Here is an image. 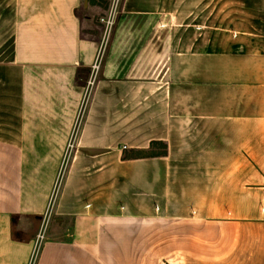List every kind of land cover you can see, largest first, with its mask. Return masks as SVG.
I'll return each mask as SVG.
<instances>
[{"label":"crops","instance_id":"obj_1","mask_svg":"<svg viewBox=\"0 0 264 264\" xmlns=\"http://www.w3.org/2000/svg\"><path fill=\"white\" fill-rule=\"evenodd\" d=\"M113 2L0 0V264H264V0Z\"/></svg>","mask_w":264,"mask_h":264},{"label":"rangeland","instance_id":"obj_2","mask_svg":"<svg viewBox=\"0 0 264 264\" xmlns=\"http://www.w3.org/2000/svg\"><path fill=\"white\" fill-rule=\"evenodd\" d=\"M79 13H80L81 17L83 18V20H85V23H84L85 28L83 30V34L85 36L96 37L98 32H102L103 25L101 24V21L98 18V16L95 19L92 18V15L88 11L84 10V7L82 10H80ZM103 29L105 31V37L107 38L108 37V35H107L108 31H107L106 26ZM47 231H48V228L46 230V233H47Z\"/></svg>","mask_w":264,"mask_h":264},{"label":"built area","instance_id":"obj_3","mask_svg":"<svg viewBox=\"0 0 264 264\" xmlns=\"http://www.w3.org/2000/svg\"><path fill=\"white\" fill-rule=\"evenodd\" d=\"M119 3H120V0H114V2H113V10H112L111 15L107 19L103 20V23L105 24V26L107 28V31H108V33H107L108 36L111 33L112 28L114 26L115 11H116L117 6H118ZM124 149H127V148H124Z\"/></svg>","mask_w":264,"mask_h":264},{"label":"trees","instance_id":"obj_4","mask_svg":"<svg viewBox=\"0 0 264 264\" xmlns=\"http://www.w3.org/2000/svg\"><path fill=\"white\" fill-rule=\"evenodd\" d=\"M156 146H158L157 144H153V148H156ZM164 147V151L161 153V154H166L167 153V147L165 145H163ZM143 157H152V156H156L158 155L157 153L155 152H150V153H147V154H142Z\"/></svg>","mask_w":264,"mask_h":264},{"label":"water","instance_id":"obj_5","mask_svg":"<svg viewBox=\"0 0 264 264\" xmlns=\"http://www.w3.org/2000/svg\"><path fill=\"white\" fill-rule=\"evenodd\" d=\"M85 4H86V6H88L89 5V0H85Z\"/></svg>","mask_w":264,"mask_h":264}]
</instances>
